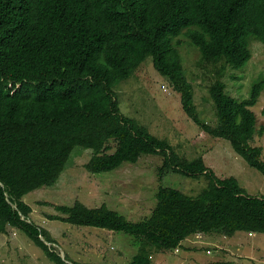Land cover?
<instances>
[{
    "label": "trees",
    "instance_id": "trees-1",
    "mask_svg": "<svg viewBox=\"0 0 264 264\" xmlns=\"http://www.w3.org/2000/svg\"><path fill=\"white\" fill-rule=\"evenodd\" d=\"M253 38L264 43V0H0V233L17 228L50 261L71 264L32 220L25 196L57 184L77 147L90 151L91 173L158 155L161 181L170 171L207 179L197 196L161 184L156 207L141 221L107 204L54 205L59 214L50 220L132 235L139 249L126 264H154V250H176L196 234L264 233V196L247 193L235 176L219 177L203 156H182L127 116L115 91L152 59L185 114L264 174L263 148L251 144L264 78L246 99L227 93L223 80L229 68L249 64ZM185 42L198 48L197 66L215 76V126L199 116L180 50Z\"/></svg>",
    "mask_w": 264,
    "mask_h": 264
},
{
    "label": "rangeland",
    "instance_id": "rangeland-1",
    "mask_svg": "<svg viewBox=\"0 0 264 264\" xmlns=\"http://www.w3.org/2000/svg\"><path fill=\"white\" fill-rule=\"evenodd\" d=\"M180 46L186 75L194 86V98L202 121L217 124L215 103L210 86L215 76L197 66L198 48L188 42ZM253 57L245 68H229L224 76L226 92L246 99L255 83L264 78V43L251 39ZM235 75V77H234ZM115 91L122 111L147 125L150 131L167 138L188 159L203 156L206 164L221 177L235 176L247 193L264 196V174L251 167L229 141L203 131L182 108L181 96L147 59L134 76L121 81ZM264 90L252 110L257 115L252 145L263 148L264 160ZM115 146V142H111ZM115 149L109 150L113 152ZM91 157L88 149L77 147L57 184L28 193L25 200L33 208L32 220L49 230L56 240L50 243L67 262L73 264H126L138 252L132 235L90 226H78L48 215L59 214L55 204L73 205L80 201L89 207L107 204L131 221L150 216L156 207L161 184L173 186L197 196L207 186L205 176L187 177L168 172L159 177L163 157L144 155L137 163L101 173L89 172L85 165ZM47 202L49 204H44ZM154 264H264V233L239 231L234 236L196 234L176 250L152 253ZM0 264H55L21 230L9 227L0 233Z\"/></svg>",
    "mask_w": 264,
    "mask_h": 264
},
{
    "label": "clouds",
    "instance_id": "clouds-1",
    "mask_svg": "<svg viewBox=\"0 0 264 264\" xmlns=\"http://www.w3.org/2000/svg\"><path fill=\"white\" fill-rule=\"evenodd\" d=\"M26 201V200H25ZM27 202V201H26ZM33 211H34V208H33ZM33 214V213H32ZM9 228V227H8ZM14 228V227H13Z\"/></svg>",
    "mask_w": 264,
    "mask_h": 264
}]
</instances>
